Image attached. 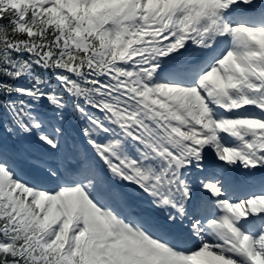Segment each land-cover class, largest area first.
<instances>
[{
    "label": "rangeland",
    "instance_id": "374dc122",
    "mask_svg": "<svg viewBox=\"0 0 264 264\" xmlns=\"http://www.w3.org/2000/svg\"><path fill=\"white\" fill-rule=\"evenodd\" d=\"M12 1H14L19 8L29 3V0H12ZM103 1H105L106 3H109V2H115L116 0H92L90 5L88 4V0H33V4L37 5L40 9H43V8L53 9L55 12V15L60 16V15H63L68 9L72 10L73 8H75V9L87 10L94 6H97L98 2H103ZM153 1L154 0H147V1L142 0V3L145 6H148ZM167 10L169 9L165 7L159 8V11H167ZM165 93H167V91L161 92V94H165ZM11 189H13V191H10ZM0 194L3 197L5 195H8L9 198L13 201V203L19 206L20 212L26 209H30L31 212L36 215L40 212V209H41L40 206L44 203V197H45L44 195H42L35 202L29 200L28 199L29 194L26 191L19 189L17 186H15L12 183V181H10L9 174L3 170H0ZM15 194L17 195L16 199H14ZM57 202H60L61 206H57L56 205ZM78 206L79 205L76 203V201H73V199L67 192H62L57 198L54 199L53 204L49 208H51L52 211L54 210L62 211L63 210L64 215L67 217L68 223L71 224L72 223L71 215H73L74 219H76V222L78 221V219H80L79 213L76 212ZM51 209H50V214L52 216ZM94 216H96L98 220L95 218H88V220L86 221V224L88 226L84 227L82 230H79L78 232H74L75 234L80 235L79 239H75L73 233L72 234L70 233L73 230L70 231L69 232L70 234L68 235L63 234L62 227L56 226L55 222H53V226L50 228L49 233L46 237V240L52 241V242L57 241L58 243H63V250L66 253H68L69 251H71L72 249H74L81 243L82 246L86 245L87 251L89 252L91 256H96V252L99 250L96 243L94 242V240L91 243V241L88 238H86V235L88 234V227L91 233L93 232L91 235V238L95 239V236L98 235L99 232L101 231L102 233H104L105 242H107L108 237L111 236V232L108 231L106 228H104V226L100 223V222H103V223L106 222V218L104 216H98L97 214H95ZM51 221H54V218ZM225 224L226 223L223 222V220H221L218 223V225H225ZM72 228H74V225L71 227V229ZM226 228L231 229L229 225ZM234 246L237 247L238 243L235 242ZM232 249L236 250V248H232ZM91 250L95 251V253H91ZM130 251L135 253V252H138L139 250L130 248ZM239 252H240L239 250L235 251L236 254L234 258H237V254H240ZM168 256H170V258L172 257L171 255H168ZM250 257L254 259L252 264L254 263L264 264V254L260 248H258L255 253H251ZM101 259H102V264H107L105 263L104 258H101ZM243 260L245 263L247 262L246 259H243ZM94 263H97V262L91 261V260L88 262H84V264H94ZM148 264H155L154 260H151L150 262H148ZM156 264H165V263H160L158 261L156 262ZM231 264H234V263L231 262Z\"/></svg>",
    "mask_w": 264,
    "mask_h": 264
},
{
    "label": "trees",
    "instance_id": "16d2710c",
    "mask_svg": "<svg viewBox=\"0 0 264 264\" xmlns=\"http://www.w3.org/2000/svg\"><path fill=\"white\" fill-rule=\"evenodd\" d=\"M3 12V11H0ZM45 20V17L42 22ZM41 21H38L37 26L41 25ZM37 32V27L34 29ZM29 30L21 31L17 27H5L0 29V45L10 41H27L30 37ZM1 67V64H0ZM24 246L18 243L3 245L0 243V264H51L50 259H43L36 262L34 258L30 257L24 250ZM48 260V262H47Z\"/></svg>",
    "mask_w": 264,
    "mask_h": 264
},
{
    "label": "bare ground",
    "instance_id": "6f19581e",
    "mask_svg": "<svg viewBox=\"0 0 264 264\" xmlns=\"http://www.w3.org/2000/svg\"><path fill=\"white\" fill-rule=\"evenodd\" d=\"M240 207H242V206L236 207L238 211L242 210V208H240ZM55 212H57L59 214V211H55ZM192 258L197 263H200V262H203V263L205 262L206 263V262H210L211 261L214 264H228V263L231 264V262L223 259L220 256H217L211 250H209L208 248H204V247H203V249L200 252L196 253Z\"/></svg>",
    "mask_w": 264,
    "mask_h": 264
}]
</instances>
